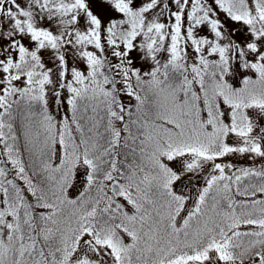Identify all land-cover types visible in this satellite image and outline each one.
<instances>
[{"label":"snow or ice","instance_id":"snow-or-ice-1","mask_svg":"<svg viewBox=\"0 0 264 264\" xmlns=\"http://www.w3.org/2000/svg\"><path fill=\"white\" fill-rule=\"evenodd\" d=\"M0 264H264V0H0Z\"/></svg>","mask_w":264,"mask_h":264}]
</instances>
